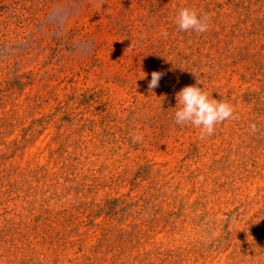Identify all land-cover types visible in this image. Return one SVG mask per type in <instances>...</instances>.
I'll return each mask as SVG.
<instances>
[{"label":"rangeland","instance_id":"rangeland-1","mask_svg":"<svg viewBox=\"0 0 264 264\" xmlns=\"http://www.w3.org/2000/svg\"><path fill=\"white\" fill-rule=\"evenodd\" d=\"M0 264H264V0H0Z\"/></svg>","mask_w":264,"mask_h":264},{"label":"clouds","instance_id":"clouds-1","mask_svg":"<svg viewBox=\"0 0 264 264\" xmlns=\"http://www.w3.org/2000/svg\"><path fill=\"white\" fill-rule=\"evenodd\" d=\"M175 23L181 31H191L197 35L205 33L209 29L207 14H201L191 8H181ZM160 35L167 38V30H162ZM165 73L154 71L148 83L150 90L159 87V82ZM176 106L174 110V123L180 126L191 125L200 130L201 138L212 136L216 126L234 118V107L223 99H215L203 87L195 85L185 86L176 93ZM255 131V125H252ZM142 135H134L133 143L142 141Z\"/></svg>","mask_w":264,"mask_h":264}]
</instances>
